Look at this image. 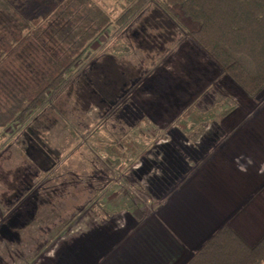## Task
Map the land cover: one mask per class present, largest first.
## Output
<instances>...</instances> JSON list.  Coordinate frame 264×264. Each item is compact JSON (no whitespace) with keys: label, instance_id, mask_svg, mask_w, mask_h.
<instances>
[{"label":"rangeland","instance_id":"rangeland-1","mask_svg":"<svg viewBox=\"0 0 264 264\" xmlns=\"http://www.w3.org/2000/svg\"><path fill=\"white\" fill-rule=\"evenodd\" d=\"M153 2H145L126 23L103 30L66 81L48 91L23 123L0 128V264H55L63 246L78 236L119 226L124 230L131 218L152 216L180 192H190L196 208L208 211L205 184L188 190L212 158L217 162L224 152L234 160L228 165L252 176L254 183L245 190L241 184L236 187L244 193L223 208L221 218L200 238L226 223L250 245L264 235V89L255 97L247 95L190 37L196 23L181 18L179 28ZM101 4L113 19L120 13L113 12L111 1ZM49 15L29 14L48 24L29 47L26 39L15 49L17 18L0 7V49L13 52L0 65V79L28 76V68L40 64L44 52H55L60 40L55 33L62 29ZM243 63L249 66L247 60ZM92 69L126 77L127 83L114 82L118 91L113 101L93 102L104 98L93 88H101L99 84L87 78ZM84 85L90 87L80 90ZM194 107L213 110L216 116L189 127ZM224 108L231 110L222 117L218 112ZM137 125L151 137L139 134ZM32 129L43 138L39 143L58 151L43 169L30 160L41 159L28 148L35 144L28 139ZM125 140L136 149L122 148L120 164L112 166L101 144ZM137 149L140 155L135 156ZM113 207L118 209L111 215L103 211ZM251 217L258 222L256 229L248 227ZM181 244L185 256L192 252Z\"/></svg>","mask_w":264,"mask_h":264},{"label":"trees","instance_id":"trees-1","mask_svg":"<svg viewBox=\"0 0 264 264\" xmlns=\"http://www.w3.org/2000/svg\"><path fill=\"white\" fill-rule=\"evenodd\" d=\"M54 1L56 0H0V7L10 10L17 18L19 33L12 43L15 49L26 39L29 47L46 27L45 24H48L49 20L46 22L45 19L33 20L29 14L36 17L40 12L49 11V16L55 17L62 29L55 33V37L60 39L54 49L55 52L50 54L44 52L45 56H41V63L28 68L26 72L28 76H23L22 73L15 74V77L10 75L8 79L10 82L0 79V128L9 122L23 123L28 115L45 101L48 91L56 90L66 81L74 71L76 63L84 57L91 43L103 30L111 25L115 27L126 23L148 0ZM98 1L103 4H106V1L113 2V12L119 9L120 13L113 19L111 13ZM153 1L179 28H183L181 18L196 23V28L189 31L190 37L247 95L255 97L264 89V0ZM27 9L28 18L25 16ZM12 53V50L0 49V65L8 60ZM243 60H247L249 66L245 65ZM34 68L36 70L33 74ZM92 70L87 78L93 84H99L101 88L96 89L95 86L93 88L103 95L102 99L104 98L101 100L100 97V103L92 99L93 102L100 106L107 100L113 101L118 91L114 82L120 84L124 77H116L105 71L101 74L99 69ZM123 81L127 83L126 77ZM86 87L90 86H81L80 90L85 91ZM230 110L231 108H224L218 114L223 117ZM215 116L213 110L201 111L194 107L189 116L193 123L189 127L194 128L211 121ZM63 126L65 129L68 127ZM136 128L145 138L150 136L141 126L137 125ZM28 135L30 136L28 139L35 143L31 145L29 143L28 148L33 152L37 151L41 158L30 160L33 163L38 161V167L43 169L47 162L55 159L58 151H50L45 142L39 143L43 138L33 129ZM131 140L135 142L134 139ZM135 145L127 140L102 142L101 149L106 153V161L112 166H118L120 157L123 156L122 148L133 152L136 149ZM139 153L137 149L134 154L138 156ZM110 157H114L113 160ZM112 209L116 210L118 207L104 208L103 211L111 215ZM178 261L174 263L264 264V235L250 245L226 223L216 229L198 249Z\"/></svg>","mask_w":264,"mask_h":264},{"label":"crops","instance_id":"crops-1","mask_svg":"<svg viewBox=\"0 0 264 264\" xmlns=\"http://www.w3.org/2000/svg\"><path fill=\"white\" fill-rule=\"evenodd\" d=\"M231 155L230 152H224L217 162L215 160L214 162L212 158L206 170L200 172L198 177L196 176V181L191 184L194 186L188 190L204 183L206 189L204 200L211 202L210 210L202 209L200 204H198L201 206L200 209H197L193 198L189 196L190 192H180L179 197L176 196L172 202L167 201L159 206L152 216L141 220L131 218V225L124 230H121L122 226H119L118 229L115 228V231L113 228H108V230L78 236L75 243L63 246L58 257L54 259L55 264L59 260L62 264H173L179 262L178 260H182L186 255L184 254L186 249L181 243H185L188 246L187 249H191L192 252L198 249L214 231L207 238L201 239L203 232L215 222L216 218L220 217L221 211L223 214V208L230 206L238 199V195L244 193V191L239 193L236 187L241 184L246 186L245 190L254 183L252 176L240 175L234 167L228 165L234 161ZM225 200L228 201L224 202ZM187 202H193V204L186 205ZM199 219L201 222H198ZM223 222L221 221V224ZM243 222L246 224L245 219ZM249 226L253 229L258 227L255 218L251 217L248 220ZM230 227L233 229L232 226ZM196 241L199 242L194 245Z\"/></svg>","mask_w":264,"mask_h":264},{"label":"flooded vegetation","instance_id":"flooded-vegetation-1","mask_svg":"<svg viewBox=\"0 0 264 264\" xmlns=\"http://www.w3.org/2000/svg\"><path fill=\"white\" fill-rule=\"evenodd\" d=\"M57 264H62V263H61V260H59V261L57 262Z\"/></svg>","mask_w":264,"mask_h":264}]
</instances>
